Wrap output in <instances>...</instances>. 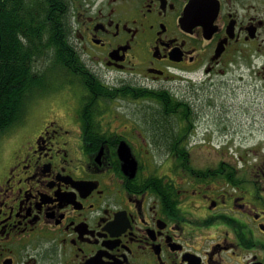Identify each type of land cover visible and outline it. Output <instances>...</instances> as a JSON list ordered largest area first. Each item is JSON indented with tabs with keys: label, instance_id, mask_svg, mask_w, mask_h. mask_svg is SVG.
Masks as SVG:
<instances>
[{
	"label": "flooded vegetation",
	"instance_id": "af4514ba",
	"mask_svg": "<svg viewBox=\"0 0 264 264\" xmlns=\"http://www.w3.org/2000/svg\"><path fill=\"white\" fill-rule=\"evenodd\" d=\"M68 12L83 73L0 134V264H264V0Z\"/></svg>",
	"mask_w": 264,
	"mask_h": 264
},
{
	"label": "trees",
	"instance_id": "16d2710c",
	"mask_svg": "<svg viewBox=\"0 0 264 264\" xmlns=\"http://www.w3.org/2000/svg\"><path fill=\"white\" fill-rule=\"evenodd\" d=\"M69 5L0 0V134L23 122L39 98L69 82L62 75L83 73L68 39Z\"/></svg>",
	"mask_w": 264,
	"mask_h": 264
},
{
	"label": "bare ground",
	"instance_id": "6f19581e",
	"mask_svg": "<svg viewBox=\"0 0 264 264\" xmlns=\"http://www.w3.org/2000/svg\"><path fill=\"white\" fill-rule=\"evenodd\" d=\"M31 107V106H30Z\"/></svg>",
	"mask_w": 264,
	"mask_h": 264
},
{
	"label": "rangeland",
	"instance_id": "374dc122",
	"mask_svg": "<svg viewBox=\"0 0 264 264\" xmlns=\"http://www.w3.org/2000/svg\"><path fill=\"white\" fill-rule=\"evenodd\" d=\"M37 105V104H36Z\"/></svg>",
	"mask_w": 264,
	"mask_h": 264
}]
</instances>
